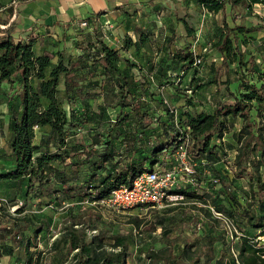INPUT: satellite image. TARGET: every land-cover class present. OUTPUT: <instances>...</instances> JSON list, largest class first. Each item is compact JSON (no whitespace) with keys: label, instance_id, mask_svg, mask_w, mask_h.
<instances>
[{"label":"trees","instance_id":"obj_1","mask_svg":"<svg viewBox=\"0 0 264 264\" xmlns=\"http://www.w3.org/2000/svg\"><path fill=\"white\" fill-rule=\"evenodd\" d=\"M196 2L210 14H221L219 33L210 44V49L216 57L215 61L220 57V63L236 78L234 91L226 86L227 96L231 101L223 103L218 98L219 91L216 90L214 94L218 100L209 108L201 102V93L210 84H217L218 76L212 63L213 74L210 77L206 75L204 78L199 74L205 63L204 51L196 53L188 44L171 49V54L169 51L167 55H163L166 46L160 48L162 51L157 64L162 67L159 66L157 73L164 75L166 64H178L182 77L178 79L190 94L185 96L177 116L178 127L174 124L171 108L162 106L167 121L159 123L161 131L158 133H155L156 127L153 125V118L157 119L155 108L148 101L153 96V91L149 93L148 89L142 88V83L138 87L139 82L130 80L132 75H135L134 70L141 69L140 64L148 61L149 57L140 58L144 61L137 63L122 53L129 48H148L152 32L150 26L147 32L136 29V39L126 33L122 43L115 46L103 37L100 28L95 27L94 23H89L94 39H88L84 32L76 29L72 43L76 51L60 48L53 53L40 54L33 50L37 35L30 34L23 40L16 35L14 23L7 28H0V91H3L2 94L0 92V99L3 94L8 96L4 113L8 116L9 132L7 154L0 148V194L5 193L3 186L9 189L11 184L15 186L9 205L17 204L18 196L25 197L31 193L34 198L39 199V205L51 202L59 204V194L66 197L73 191H77L75 195H71L75 199H83L84 197L79 196L83 192L90 196L91 202H97L112 189L127 183L143 170L155 166L173 169L160 164V156L162 153H175L188 137L186 158L194 171L190 174L185 172L180 168V162L174 158L178 169L191 180L197 181L198 185L204 186L205 183L211 189L216 188V194L221 199L220 205L214 202L210 203L209 207L227 218L231 217L235 221L239 219L243 223L237 225L244 240L239 251L238 264H257L264 261L260 249L248 242V239L254 238L252 232L255 231L256 236L264 234V53L261 54L253 42L256 40V34L264 31V20L239 21L238 13L234 12V7L238 5L252 11L253 5H264V0ZM131 21L129 23L132 24ZM182 22L187 34L194 36L198 33L200 27L195 31L185 20ZM67 26L63 25L62 28L65 30ZM62 34L64 37L65 31ZM175 34L174 29L168 33V47L172 44ZM78 36H81V39ZM197 58L200 62H196ZM169 67L172 69V66ZM141 75L144 77L145 73ZM107 81L113 85L109 87L105 83ZM225 82L228 85L229 79L226 78ZM174 89L178 91L179 88L176 85ZM13 91L15 94L12 97ZM109 94L117 99L116 104L119 107L129 108L121 115L118 111L112 121L102 118L105 116L106 98ZM96 98L102 99L97 110L89 102ZM74 99L77 102L73 105ZM12 102H16L15 106ZM65 105L70 109H65ZM237 117L240 120V128L235 126ZM1 119L0 112V121ZM97 121L107 123L106 139H102L103 133L95 131L88 133L86 141L83 134L75 131L76 127L85 125H88V129L97 128ZM126 123H134L136 129L140 128L144 141L136 137L135 129V134L133 133L125 149L114 145L113 140L121 141L126 133L117 136L112 131L115 127L122 128ZM38 134L41 135L39 145L34 142ZM49 140L56 142L55 149L45 148ZM233 150L235 153L232 157L229 153ZM139 151L146 154L140 155ZM227 157L231 160H227ZM6 164L9 165L8 169L3 168ZM243 177L248 179V191H245L241 200L235 188ZM174 186L169 192L178 195ZM84 189L88 191H83ZM189 190L192 189L187 187L182 193L199 196L187 193ZM92 191L95 193L92 194ZM203 195L207 201L211 199L207 193ZM16 210L17 213L21 212L22 206ZM75 210L69 207L64 217L70 222L68 227H64L67 233L62 234L67 254L57 264H66V257L75 249L80 250L81 246L82 251L76 250L73 254L75 261L72 264H89V261L125 264L129 246L127 241L120 239L118 251H112L109 255H104V252L96 255L92 247L97 243L96 238H88L83 234L82 228L73 229L74 224L84 223L83 217L91 220L94 215L90 208H84L78 222H75L77 216L70 217ZM208 211L203 209V212L212 218ZM8 224L9 230H14L17 236L19 232L32 226L33 235L41 230L40 224H32L31 214H26L19 220L9 219ZM159 224L165 227L163 235L168 240L171 239L169 235L177 225H164L161 222ZM107 230L109 229H101V238L104 239ZM118 234L114 233L112 237L119 238ZM223 238V235L208 226L196 237L184 239L181 246L170 242L168 251L170 250L173 256L170 258L171 264H181L185 259L186 262L192 261L194 264L201 261L203 264H236L229 250L222 248L227 242ZM165 242L167 244V240ZM56 243L57 240L51 248L54 251H57ZM199 243L202 245H198ZM261 248L264 251V247ZM192 249L193 252L189 253L188 250ZM165 250L167 249L162 252ZM153 251L152 256L155 254ZM174 251L176 253H173ZM155 256L164 258V254L157 253ZM177 258L181 259V262ZM28 262L27 259L26 264Z\"/></svg>","mask_w":264,"mask_h":264},{"label":"rangeland","instance_id":"obj_2","mask_svg":"<svg viewBox=\"0 0 264 264\" xmlns=\"http://www.w3.org/2000/svg\"><path fill=\"white\" fill-rule=\"evenodd\" d=\"M192 2L194 6H192L193 10L189 9L188 3ZM127 3V2H126ZM162 4V2H161ZM167 6H165L164 11L156 12V20L152 24L156 28V33L151 32L150 34V44L147 47H139L137 48H129L127 51L122 52L124 56L129 57L132 61H144L140 58L149 57V60L140 64L141 69H135V75L130 78V80L134 83H138V87L140 83L143 84V89H148L153 91V96L149 99V103L155 108V116L153 118V125L156 127V132L161 131L159 127V123L162 121H167V115L162 112V106L166 105L171 108V113L174 117V124L178 127L176 123L177 116H179V112L183 105V100L185 96L190 94L185 90L184 84H180L181 77V68L180 66L174 64H166L167 66L164 75L158 74L157 69H159V64L157 61L159 59L160 51L166 46L163 51V55H167L171 49H176L181 46H185L190 44L194 48L197 49V53H201L204 51L203 60L205 61L203 68H200L201 75L205 78L210 77L213 74L214 70H217V76L220 79L219 84L225 83L226 78L230 77V72L224 64L220 63V60L215 61L216 57L212 53L210 49V44L217 37L219 33L218 24H221V14H208L207 11L203 8L202 5L196 2V0H168ZM164 7V5L162 4ZM191 8V7H190ZM134 7L131 6L128 11H133ZM227 9H229V5H227ZM234 12L238 13L237 19L239 21H243V19H250L252 21H262L264 20V5L261 3L253 5L252 11L244 9L242 6L238 5L234 7ZM182 20H185L195 31L203 25L200 30V33L194 34L191 36L187 34L183 26ZM130 26H136L135 20ZM151 23V22H150ZM156 24H159V28L156 27ZM142 25V24H139ZM141 30H146V28H140ZM160 29L161 31H159ZM174 29L176 34L172 40V44L170 47L166 45L168 33L170 30ZM199 31V30H197ZM137 33L134 30H130L127 32L131 36L132 39L137 38ZM85 38V37H84ZM112 40L118 38L117 35L111 36ZM122 43V41H119ZM254 45H256L257 49L261 54L264 53V31H260L256 34V40L253 41ZM115 45L114 43H111ZM205 47V48H204ZM204 48V49H203ZM140 59V60H139ZM217 64H213L216 63ZM212 63V68H211ZM169 66H172L170 69ZM162 67V66H161ZM229 72V74H228ZM141 73H145L143 77ZM232 74V73H231ZM230 79L236 80L235 77H230ZM111 87L113 84L110 81L105 82ZM185 83V82H183ZM61 85V84H60ZM179 88L178 91H175V87ZM222 86V85H221ZM62 90V85L59 86ZM223 88L225 86H222ZM226 88V87H225ZM1 94L3 91H0ZM63 93L62 91H60ZM15 94L13 91L12 97ZM8 96L2 95L0 99V112L2 114V121H0V148L8 152V116L5 115V111H2L1 107H6L5 101ZM12 99V98H11ZM72 102V104H76L77 101ZM107 106L105 109V116L102 117L110 119H114L116 113L120 111V115L126 111H128V107L123 106L119 107L116 104L117 99L109 94L106 98ZM104 100V101H106ZM229 100H223L224 102H229ZM92 106L97 110V106L99 103H102L101 98H96L94 100H89ZM16 102H12V105L15 106ZM70 104V106L72 105ZM215 105V103H214ZM75 107V106H74ZM65 109H70L69 106L65 105ZM200 109V107H199ZM97 113V112H96ZM178 114V115H177ZM255 114V112H253ZM256 115V114H255ZM254 117L256 118V116ZM170 116V115H169ZM5 117V118H4ZM240 118V117H239ZM171 119V116H170ZM258 119V118H257ZM4 120V121H3ZM235 126L240 128L241 125L238 117L235 119ZM242 121V119H241ZM98 122V123H97ZM95 124L97 128L88 129V125L76 127L75 131L84 135V139L88 141V133H103V138L106 139L105 129L107 127V123L104 121H97ZM231 126V124H230ZM135 124L134 123H126L122 128L115 127L113 128L112 133L121 136L126 133L125 136L119 140H113L114 145H119V147H123L126 149L130 138L133 133L135 134ZM140 129V128H139ZM136 129V137L141 141L143 139V135L141 131ZM68 130V129H67ZM90 130V131H89ZM69 131H73V129H69ZM147 133V131H146ZM67 137V134H66ZM144 141V139H143ZM54 140H49L45 148L47 150L55 149ZM124 152V151H123ZM126 153V151H125ZM140 155H144L146 153H142L139 151ZM138 155V154H137ZM175 153L167 152L162 153L160 156V160L163 166L173 168L176 178L175 190L179 193L175 195L174 198L167 199L163 202L162 207L157 208H140L134 207L123 210H115L104 205L99 204L94 201L91 202L90 196L87 194H83V192L79 195L84 197L83 199H75L74 196L77 191H73L68 194V196L63 197L62 194H59V204L57 202H51L46 205H39V199L34 198L33 194H29L25 197L18 196L17 204L9 205L10 199H12L14 187L11 184V187L4 188L0 194V264H26V260L28 259V264H57L58 261L63 258L67 254V247L63 243L62 234L67 233L66 228L70 225L67 219L64 217L68 213V208L72 207L75 211H72L70 217L77 216L75 218V222H78V218L81 217V211L84 208H90L93 217L91 220L84 218V223L82 224H74L73 229H83V234H85L88 238L93 236L96 238V245L92 246L93 251L96 255L103 253L104 255H109L112 251H118L119 241L122 239L123 241H127L129 246L127 247L128 255L125 260V264H171L170 258H173L170 250L168 251V246L170 242L175 244H183L184 239L189 240L194 238L199 234L205 231V227L210 226L221 235H223V239H225V244L222 248H225V251L230 252L234 257V261L236 264L239 263V251L244 244V240L242 239V232L238 229L237 225L242 223L241 220H233V218L218 214L217 211L213 210L209 207L210 203H214L220 205L219 195L216 194L217 191L215 189H211V187L200 186L197 184V181L191 180L188 176L184 175L180 169H178V165L175 163ZM227 160H231L230 157L226 158ZM3 168H9V165H5ZM2 168V169H3ZM238 187L235 188V192L239 195L240 199H243L245 195V191H248V179L246 177L240 178ZM187 187L189 189L190 194H196L199 196H190L189 194H183ZM83 191H88V189H84ZM175 191V192H176ZM95 191H92L94 194ZM203 193H207L209 197V201L203 195ZM204 197V198H203ZM215 199V200H214ZM77 200V201H75ZM20 201L22 204H19ZM227 205V204H226ZM19 206H22L21 212L17 213L16 209ZM207 209L208 213L211 215H206L203 212V209ZM31 214L32 224H40L41 230L39 233L33 235L34 226L30 227L28 230H24L19 232V236L15 235L14 230H9L8 220H19L22 219L24 215ZM98 217V218H96ZM159 222L164 225L173 226V224L177 225V228L174 229L172 233H170L169 237L171 239H167L163 234L165 229L164 226H161ZM243 224V223H242ZM174 225V226H175ZM243 226V225H242ZM6 227V228H5ZM169 227V226H168ZM245 227V226H244ZM5 228V229H4ZM109 229L105 232L104 239L100 237L101 229ZM12 229V228H11ZM10 231V232H9ZM14 233V235H13ZM119 233V238L112 237V234ZM254 234L253 239H248L249 244L253 247L260 249V253L264 256V251H262L261 247H264V234H258L256 236V232H252ZM256 236V237H255ZM57 240L56 248L57 251L52 250L53 243ZM167 240V244L165 242ZM199 237L197 238V241ZM199 242V241H198ZM197 242V243H198ZM198 245H202L199 243ZM151 246V247H150ZM106 248V249H105ZM165 252H162L163 249ZM170 248V247H169ZM190 249V248H189ZM82 251V246L80 250L75 249L71 255L66 257V264H72L75 261L73 254L75 251ZM154 250V251H153ZM194 249L188 250L189 253L193 252ZM54 251V252H53ZM155 254H164L163 257L152 256L151 252ZM150 252V254H149ZM161 252V253H160ZM84 253V252H83ZM173 253H176L174 251ZM86 254V252H85ZM229 257V255H228ZM175 258V257H174ZM187 258V257H186ZM179 262L181 259L177 258ZM185 259L181 264H194V262H186ZM89 264H101V263H93V261H89ZM113 264V263H112ZM199 264H203L201 261ZM252 264V263H249ZM257 264H264L263 262H258Z\"/></svg>","mask_w":264,"mask_h":264},{"label":"crops","instance_id":"obj_3","mask_svg":"<svg viewBox=\"0 0 264 264\" xmlns=\"http://www.w3.org/2000/svg\"><path fill=\"white\" fill-rule=\"evenodd\" d=\"M167 2L168 0H0V28H7L14 23L16 35L23 40H26L30 34L37 35L33 44L36 54L53 53L60 48L72 50L76 29H80L88 39L93 40L94 33L89 23H94L95 27L102 30L106 40L118 46L127 32L138 29L130 26V20H135L136 26H141L140 28L150 26L151 31L156 33L152 23L157 21L156 12H163L168 5ZM188 5L189 9L193 10L194 4L190 2ZM131 6L134 7L135 12L128 11ZM207 13L210 15L209 12ZM84 20L87 24L82 27L80 23ZM63 25H68L65 30L62 28ZM156 27L159 28V24H156ZM63 31H65L64 37ZM113 35H117L118 38L112 40ZM78 38L81 39V36ZM191 48L196 53L199 52L193 46ZM229 75L234 77L233 74ZM230 77H228V85L226 82L221 85L228 86L229 90L234 91L236 80ZM219 80L217 77V84H210L202 90L201 102L209 108L218 100L217 95L214 94L216 90L219 91L220 100H229L227 90L219 84ZM1 108L2 111H6V107ZM40 137V134L36 135L35 144L39 145ZM234 153L235 150L229 154L233 157Z\"/></svg>","mask_w":264,"mask_h":264},{"label":"built area","instance_id":"obj_4","mask_svg":"<svg viewBox=\"0 0 264 264\" xmlns=\"http://www.w3.org/2000/svg\"><path fill=\"white\" fill-rule=\"evenodd\" d=\"M87 22L81 21L83 27ZM201 26L198 33H200ZM197 33V34H198ZM196 62H200L197 58ZM189 139H185L175 151V158L180 162V168L187 173H193V166L186 158V147ZM176 183L173 169L155 166L149 170H143L136 174L127 183L120 184L112 189L106 196L97 202L115 210H123L134 207L157 208L162 207L167 199L174 198L177 194H171L169 189ZM19 204H22L20 201ZM14 206V205H13ZM221 214L220 212H217Z\"/></svg>","mask_w":264,"mask_h":264}]
</instances>
